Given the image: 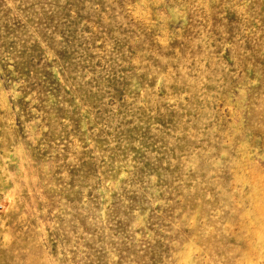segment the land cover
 I'll use <instances>...</instances> for the list:
<instances>
[{"label": "rangeland", "instance_id": "374dc122", "mask_svg": "<svg viewBox=\"0 0 264 264\" xmlns=\"http://www.w3.org/2000/svg\"><path fill=\"white\" fill-rule=\"evenodd\" d=\"M0 264H264V0H0Z\"/></svg>", "mask_w": 264, "mask_h": 264}]
</instances>
